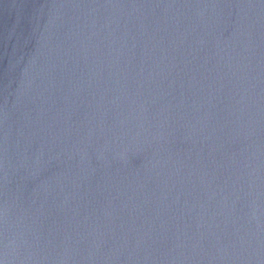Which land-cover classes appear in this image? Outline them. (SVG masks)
<instances>
[{
    "label": "water",
    "instance_id": "1",
    "mask_svg": "<svg viewBox=\"0 0 264 264\" xmlns=\"http://www.w3.org/2000/svg\"><path fill=\"white\" fill-rule=\"evenodd\" d=\"M0 264H264V0H0Z\"/></svg>",
    "mask_w": 264,
    "mask_h": 264
}]
</instances>
